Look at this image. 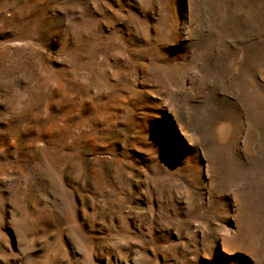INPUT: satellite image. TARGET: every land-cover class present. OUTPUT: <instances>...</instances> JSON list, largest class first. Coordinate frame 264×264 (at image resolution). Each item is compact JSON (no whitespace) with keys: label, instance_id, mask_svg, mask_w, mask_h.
Wrapping results in <instances>:
<instances>
[{"label":"rangeland","instance_id":"374dc122","mask_svg":"<svg viewBox=\"0 0 264 264\" xmlns=\"http://www.w3.org/2000/svg\"><path fill=\"white\" fill-rule=\"evenodd\" d=\"M0 264H264V0H0Z\"/></svg>","mask_w":264,"mask_h":264}]
</instances>
